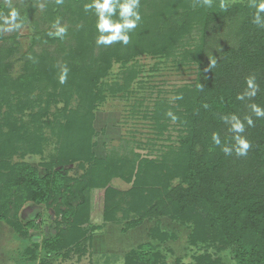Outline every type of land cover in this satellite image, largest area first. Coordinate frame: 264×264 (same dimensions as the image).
<instances>
[{
	"label": "trees",
	"instance_id": "trees-1",
	"mask_svg": "<svg viewBox=\"0 0 264 264\" xmlns=\"http://www.w3.org/2000/svg\"><path fill=\"white\" fill-rule=\"evenodd\" d=\"M147 1L155 3V0H140L139 11L143 10ZM196 1L171 0L174 8L176 6L181 12L177 14V20L170 16L172 24L162 26L171 28L175 23L170 29V34L165 33L164 29L161 30L162 34L166 35L164 38L151 37V23L144 21V31L140 30L127 46L116 41L111 47H106L98 56L97 66L84 63L87 68L82 70V73L86 72V75L83 74L81 79L76 72L78 69L72 66V70L67 71L66 82L63 84L59 80L60 71L55 58L46 53L34 54L24 62L23 73L11 78L8 59L14 49L0 44V111L3 103L9 105L10 111L0 114V193L4 195L0 201V220L7 218L13 209L10 214L12 226L15 230H21L22 225L16 217L21 204L33 202L49 205L58 201V205H65L64 210H61L56 204V214L61 215L60 221L64 226L59 225L41 244H34L35 249L55 256L60 252L66 254L71 246H75L74 251L80 252L83 246L78 242L86 238L87 231L83 226L89 223V190L93 187H105L101 219L104 223H116L119 221L116 213L122 211L125 220L121 224V232L140 225L144 219H155L154 226L149 229V237L166 243L171 238L169 233L160 229L161 217L166 216L181 224L190 222L191 232L187 237L190 246H201L203 251L195 254L193 261L187 264H223L215 256L223 249H230L232 264H264V119L253 116L255 126H245L243 135L251 144L247 156L238 157L235 153L226 156L222 146L215 145L211 139L215 132L220 135L222 145L232 143V133L228 130L229 126L220 119L222 115L235 113L243 120L246 115H252L248 107L251 103L264 107V27L260 28L252 23L253 10L248 7V0L230 3L226 11L220 9V0H213L212 7L201 4L196 6V9L202 10L197 23L204 19L199 25L198 43L189 44L184 38L182 47L185 51L182 59L197 66V77L192 85H183L175 90L173 99L177 107L183 108L180 125L184 134L179 138V146L173 147L161 159L144 158L136 163L128 162L132 163L129 165L117 154L113 156L119 159L110 161L95 158L90 151L89 136L84 134L87 132L91 135L89 120L87 121L84 115L79 120V111L76 109L65 113L71 97L76 95L80 100L76 108L84 105L85 114L89 115L88 118L92 116V111L103 98L104 88L99 84V80L110 68L112 61L125 64L139 54L167 58L169 53L165 49L176 43V35L182 36L186 27L189 15L185 16L183 12L191 10L184 7L189 8L193 3H197ZM73 2L74 0H68L65 4L71 6ZM90 2L91 0H80L79 8L76 7L74 14L69 10L74 24H77L70 30L72 33L77 32L80 40L76 43L74 52L66 54L70 60L78 57L84 61L87 43L94 45L99 35L94 25L95 20L88 24V29L81 23L87 15L84 5ZM45 5L46 10L51 13L53 3ZM165 12L167 13L166 9ZM240 15L236 45L222 47L213 57L216 66L209 69V63L213 59H210L206 48L212 30L219 23ZM154 18L157 19V16L154 15ZM80 27L82 29L77 31ZM50 33L53 32L46 29L43 39L47 37L45 39L51 42L60 39L59 47L67 52L66 45L69 41L66 44L60 37L48 38L52 36ZM2 39L0 33V41ZM92 66L95 68L94 72L91 70ZM250 75L255 76L259 85L257 95L243 101L237 100V94L244 91L246 77ZM44 81L51 86L48 94L62 96L64 100L65 107L62 111L66 119L61 127L57 128L61 130L60 136L67 138L62 131L72 128V117L79 120L78 129L83 130V133H78L77 137L81 136L80 139L68 137L67 147L64 148L62 143L61 151L46 163L47 171L40 174L37 168L29 163L10 161L13 154L28 151L31 143L42 144L32 145L35 148L44 144L43 138L39 139L35 135L27 138L21 136L20 131L15 133L21 125L17 126L18 119L11 115V112L12 106L19 109L32 108L33 102L27 100L32 84ZM118 89L125 91L126 88L121 85ZM177 95L183 98L176 99ZM159 101L167 103L162 99ZM205 104L208 105L207 108L204 107ZM34 115L47 116L44 111H37ZM144 117H147L145 113ZM148 117L159 133L166 129L167 124L163 120L161 107L155 106ZM25 131L26 128H23L22 133H26ZM20 137L27 143L25 147L18 145ZM40 150L39 148L38 151ZM135 159L137 158L135 157L134 161ZM73 162H78L80 167L87 163V169L79 178L70 179L67 177L68 169L64 165ZM133 164L137 165L136 172ZM97 165H102L99 168L100 173L94 174V170L90 169ZM52 166L59 168L50 171ZM115 174L121 175L125 182H131V188L119 191L107 186L111 175ZM175 178H179V181L174 185L172 181ZM125 196H129L126 202ZM32 221L26 222L23 227L27 229L35 226ZM157 247L150 242L140 244L124 256V264H156V255L161 253ZM176 264L182 263L177 260Z\"/></svg>",
	"mask_w": 264,
	"mask_h": 264
},
{
	"label": "rangeland",
	"instance_id": "rangeland-1",
	"mask_svg": "<svg viewBox=\"0 0 264 264\" xmlns=\"http://www.w3.org/2000/svg\"><path fill=\"white\" fill-rule=\"evenodd\" d=\"M55 1L56 0H10L12 7H15L19 11L20 20L23 21L24 25L22 28L15 31H0L3 36L0 44L14 49L8 59L10 64L9 75L11 78H15L23 73L22 67L24 62L31 59L34 54L46 53L53 56L52 58H55L60 75L65 68H67L68 71L69 69L72 70V66H74L78 69L76 72H78L81 79L83 78V74L86 75V72L82 73V70L87 68L84 65L97 66L100 53L103 52L106 47H111V45H113H97L96 42L94 45H88L89 43H87V50L83 56L85 62L81 61L78 57H75V59L72 58L75 60L72 62L73 60H70L69 56L66 54L74 52L77 46L76 43L80 40L77 37V32H71L77 24H74L69 10L71 12L73 11V14L76 13V9L79 8L78 5L80 4V0H74L71 6L66 5V1L68 0H63V3H57V1ZM235 1L238 0H231V3ZM49 3H53L51 13L46 10L47 7L45 4L48 5ZM8 4L9 0H0V14H7L9 11ZM198 4L199 3H193L189 8L184 7L191 10L183 12L185 16L189 15V18L185 23L186 27L184 28L182 36L177 34L175 37L176 40L174 41L176 43L171 44L165 49L169 53L167 58H153L149 55L139 54L125 64L121 61H112L110 68L107 69L106 73L99 80V84L104 88L103 98L100 100L99 105L92 111V116L90 118H88V114H85L83 109L84 105L79 109L76 108L80 103L76 95L71 97L65 113H69V110L76 109L79 111V116H77L79 120L84 116L87 121L89 120L91 135L87 132H84V134L89 136L88 139L91 145L90 151L95 158L108 159V161H110L122 157L127 164L132 165V163L128 162L136 163L144 158L159 160L166 155L169 150L173 149V147L177 148L179 146V138L184 134L181 131L183 128L180 125V122H182L183 108L177 107L173 99L175 90L183 85H192L197 77V66L191 62L186 63V61L182 59L185 51L182 45L184 38L188 40L189 44L195 45L198 43L199 25L202 23V20H204H199L200 23H197V18H200V14H202V10L196 9ZM91 12H86L87 15L84 16L85 21H81L82 25L87 29L88 24L94 22L92 20H95L97 23L95 11L92 10ZM179 12L181 11L176 6L174 8L171 0H155L154 4H152L151 1H147L144 3L143 10L140 11L141 19L143 20L142 22H138L137 27L129 33L130 40H134L140 30L144 31V21L151 23V28L149 29V32H152L150 35L151 37L157 36L159 38H164L166 35L162 34L161 30L164 29L165 33L169 32L170 34V29L175 26V23L171 28L169 26H162L164 24L169 25L173 23L169 19L170 16L174 20H177V14H179ZM49 14H52V16H48ZM154 15L157 16V19L154 18ZM113 19H119L118 9L117 15L114 16ZM57 21H59V26L65 27L66 29L65 34L60 38L66 44L69 41L66 45L67 52L59 47L60 39L52 42L51 40L45 39L47 37L43 39V34L46 29L55 33L56 29L53 25ZM240 22L241 15L232 20L228 19L225 22L219 23L217 27L212 30L206 48L210 59H213L222 47L236 45L238 39L236 32L237 28L240 26ZM0 23H2V21H0ZM91 27H93V24ZM81 29L82 27L77 28V31ZM87 29H85V31ZM48 38L59 37L52 35ZM193 46L190 45V47ZM64 57H66V59H64ZM88 69L90 68L88 67ZM94 69L95 68L91 69L92 72H94ZM76 72L75 74L77 75ZM121 85L125 86V91L118 89ZM31 89L30 96L27 100L30 101V103L33 102L32 108L26 107L19 109L12 106L11 115L18 119L17 126L21 125L20 129L15 133L20 131L21 136L27 138H30V135H35L39 139L43 138L44 144L39 147L41 150L38 151L39 148L33 146L42 144L33 142L31 145L29 144L30 146L28 145L30 147L28 151L13 154L10 161L13 163H29L35 166L40 174H43L48 169L46 163L52 160L59 150L61 151L60 146L62 143L64 148L67 147V143L69 142L68 137L70 138L72 136L74 139L79 132L83 133V130L78 129L79 120L77 121L76 117H72V128L62 131V134L66 135L67 138L60 136L61 130L57 128L61 127L60 125H62L66 119L64 117L65 113L62 111L63 107H65L62 96H52L53 94H48L51 90V86L47 82L45 83V81L41 83L33 82ZM159 99L167 103H162ZM155 106L162 108L164 113L163 120L167 124L166 129L161 133L153 127L154 123L148 117L151 115ZM37 111H44L47 116H35L34 114ZM6 112H10L9 105L3 103L0 114ZM134 112L139 113L136 114ZM169 112L177 117L175 121L167 115ZM144 113L147 117H144ZM1 123L2 119L0 118V124ZM23 128H26V133H22ZM2 130L7 131L5 128H2ZM80 137L81 136L76 139H80ZM18 145L25 147L27 143L20 137ZM115 154H117L119 158L113 156ZM135 157L137 159L134 161ZM134 165L135 164H133V166ZM100 166L102 165L94 166L90 170H94L92 171L94 174H99ZM64 167L68 169L67 177L70 179L79 178L84 170L87 169V163H84L83 167H80L78 162H73L64 165ZM57 168L59 167L52 166L50 171ZM136 171L137 165L134 167V172ZM178 181L179 178H175L172 184L175 185ZM107 186L119 191H127L131 188V182H125L121 175L115 174L111 175ZM104 191L105 187H93L89 190V223L83 226L87 231L86 238L78 242L83 246V251L81 250L80 252L74 251L75 246H71V248L68 249L70 251H66L67 253L65 252L66 254L60 252L55 256L53 254L43 253L40 249H35L34 247V244H41L45 237L53 234L59 225L64 226L62 221H60L61 215L56 214V204L61 210H64L65 205H58V201L49 205L35 204L33 202L21 204L17 209L16 216L22 225L21 230H15L12 226L10 214L13 209H11L9 216L0 220V264H124V256L142 243L140 242L127 247L130 243L126 242V239L122 242H118L116 239L117 236H114V238L112 237L113 239L110 238L111 240H108V242H106L105 239L103 240V238L98 241L99 235L103 236V233L109 232L111 229L110 227H112L111 232L107 233L106 237H111L112 233L117 235L123 220H125L123 219L125 216L121 213L122 211H118L116 213L117 218H119L118 222L104 223L102 221L101 215L104 204ZM3 198L4 195L0 193V201H2ZM128 198L129 196H125L124 201L126 202ZM36 214H38V216L35 217ZM30 220H33L32 222H34L35 226L27 227V229L23 227L25 223ZM159 221L160 229L169 233L171 238L166 243L159 242L149 237L148 232L149 229L154 226L155 219H144V221L138 225L145 239L151 244L158 246L157 249L161 252L156 255V264H176L177 260L182 264H187L193 261V256L195 254L202 253L203 250L201 246L192 247L188 241L187 237L191 232L190 222L181 224L166 216L161 217ZM108 224H111L110 227H107ZM88 236H90L89 240ZM118 243L121 245L124 244V250ZM210 252L212 253L213 250L211 249ZM215 256L218 257L223 264H232L230 249H223L215 254ZM41 258H43L44 261L41 260Z\"/></svg>",
	"mask_w": 264,
	"mask_h": 264
},
{
	"label": "clouds",
	"instance_id": "clouds-1",
	"mask_svg": "<svg viewBox=\"0 0 264 264\" xmlns=\"http://www.w3.org/2000/svg\"><path fill=\"white\" fill-rule=\"evenodd\" d=\"M57 3H63V0H57ZM197 3L202 6L212 7L213 0H197ZM231 0H220L219 7L221 10H227L230 6ZM9 11L6 15L0 14V31L11 32L22 28L23 21L20 20V13L12 7L9 0ZM248 7L253 10L252 23L258 27H264V0H248ZM140 0H92L91 3L84 5V10H94L97 16L96 29L99 33L96 44L97 45H111L113 42L120 41L124 45H127L130 41L129 33L137 27L138 22L141 21V14L139 11ZM118 9V20H114L113 17L117 15ZM53 27L56 29L55 33L50 35H56L62 37L66 29L65 27L59 26L57 21ZM216 66V61L213 59L209 63V69ZM67 68H65L59 77L60 83L66 82ZM246 88L242 93H238L236 96L237 100L243 101L245 98H252L257 95L259 85L256 83L255 76H248L245 80ZM198 88H202L201 85H197ZM180 95L176 96V99H182ZM208 107L207 104L204 105ZM252 115H246L242 120L235 113L229 115H222L220 119L229 126L228 130L232 133V143L223 144L221 142L220 135L218 133L212 134V142L217 146H222V151L226 156H231L235 153L238 157H244L248 155L251 144L246 136L243 135L245 132V126L254 127L255 122L253 116L259 119H264V107L257 103H251L248 105ZM173 121L177 117L171 112L167 113Z\"/></svg>",
	"mask_w": 264,
	"mask_h": 264
},
{
	"label": "crops",
	"instance_id": "crops-1",
	"mask_svg": "<svg viewBox=\"0 0 264 264\" xmlns=\"http://www.w3.org/2000/svg\"><path fill=\"white\" fill-rule=\"evenodd\" d=\"M110 225L111 224H108L107 227H110ZM110 228L112 229V227H110ZM111 229H110L109 232H111ZM140 229H141L140 226H138V227H135V228H131V229L127 230L126 232H121V230H120L117 235L115 233H112L111 237H106L107 236V233H109V232H105V233H103V236L102 235H99L101 238L99 237L98 238V241H100V239L103 238V240L105 239V241L108 242V240H111L110 238H112V237L114 238V236H117L116 239H117L118 242H122L123 240L126 239L125 241L130 243V244L127 245V247L129 245H132L133 246V245H135L137 243H140V242L141 243H145V241L148 242L145 239L144 234L141 232ZM107 231H108V229H107ZM118 244H120V243H118ZM123 245H121L120 247L123 248ZM95 247H96V245H95ZM170 248H171V246H170ZM94 249H96V248H94ZM123 250H124V248H123Z\"/></svg>",
	"mask_w": 264,
	"mask_h": 264
}]
</instances>
